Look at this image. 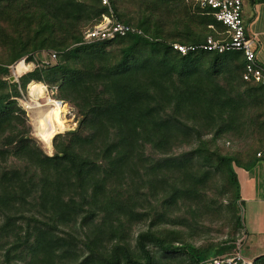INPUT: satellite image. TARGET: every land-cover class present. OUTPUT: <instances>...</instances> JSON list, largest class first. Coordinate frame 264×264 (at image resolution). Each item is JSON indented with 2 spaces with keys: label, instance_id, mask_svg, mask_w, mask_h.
Segmentation results:
<instances>
[{
  "label": "trees",
  "instance_id": "1",
  "mask_svg": "<svg viewBox=\"0 0 264 264\" xmlns=\"http://www.w3.org/2000/svg\"><path fill=\"white\" fill-rule=\"evenodd\" d=\"M110 2L117 21L141 34L83 41L85 26L107 14L97 0H0V45L10 51L0 64V264H170L177 255L187 264H204L238 252L235 239L206 248L175 245L156 227L171 223L168 206L197 199L203 180L191 170L195 156L203 158L205 176L216 164L225 168L232 204L238 207L234 166L250 170L257 152L243 165L232 156L207 152L201 129L215 141L239 116L264 105V87L242 79V53L195 49L181 55L158 26H150L154 33L148 36L146 18L135 25L120 19L118 0ZM194 14L209 35H215L209 26L223 31L212 17ZM188 35L177 30L171 39L196 45L207 36L183 42ZM110 45L118 50L107 51ZM41 49L56 51L52 66H36L17 83L6 79L11 65L23 58L32 62L33 52ZM32 82L56 87L53 100L74 106L80 118L74 132L54 137L51 156L30 138L14 100ZM249 120L256 130L264 126ZM192 138L198 147L188 154L161 162L147 154L188 145ZM161 167L182 169L179 184L169 183L164 174L150 180L148 172L155 175ZM158 185L168 187V194L161 195ZM145 221L148 228L132 247V224ZM236 224L242 228L240 215ZM253 262L264 264V254Z\"/></svg>",
  "mask_w": 264,
  "mask_h": 264
},
{
  "label": "rangeland",
  "instance_id": "2",
  "mask_svg": "<svg viewBox=\"0 0 264 264\" xmlns=\"http://www.w3.org/2000/svg\"><path fill=\"white\" fill-rule=\"evenodd\" d=\"M117 12L120 15V19L130 20L134 25L140 18H146L150 28L148 36H152L154 33L150 26L154 28L158 26L161 37L165 38L167 42L179 43L180 37L174 40L171 39L172 34L177 32V30L189 33L183 42H186L189 37L201 38L210 34V31L204 25L198 24L194 17L197 14H194L190 8L188 9L182 0H118ZM115 18L117 17L115 16ZM88 27L91 26H85V28ZM85 28L83 27V29ZM106 49L111 51V53H115L118 47L110 45ZM47 50L52 49H41L33 52V60L29 62L31 70L36 66H41L42 60L46 58L43 52ZM9 57L10 51L0 45V64L6 63ZM208 62L206 61V65ZM15 64L9 67L10 70ZM7 80L12 83L10 79ZM40 84L46 89V97L51 100L57 99L58 92L56 87L46 83ZM14 100L16 105L24 112L30 138L46 155L51 156L53 154V141H51V151H47L45 145L33 133L31 115L27 109L28 104L31 103L28 85L25 90H20V96L14 98ZM39 103L43 104L44 99L39 100ZM263 113L264 105L254 106L243 116H239L236 124H232L229 130L213 142L211 141V133L206 131L208 129L202 128L201 138L205 141V149L207 152H214L220 156H232L239 165L246 164L251 157L255 160V152L264 146V126L261 130H256L255 126L250 124L248 120L255 118L258 119L259 123L263 122ZM79 119L74 106L61 102L60 109L55 116L58 133L54 137L57 134L74 132L77 129ZM242 122H244L243 125H237ZM190 142L188 145H174L171 150L166 152L159 151V153L153 154L151 150H147V154L152 155L155 161L161 162L162 159L169 156L188 154L198 147L196 139L192 138ZM203 155L209 158L208 154L204 153ZM189 163L191 164V170L193 172L196 171V177H200L203 180L201 185L197 186V199H180L177 203L168 206L166 210L171 223L160 222L156 227L160 232L159 235L165 238L167 242L175 245L186 243L197 248H206L211 245L221 244L228 239H235L237 241L236 247L242 257L251 259L262 255L264 249L257 250L251 243L253 237L262 233L264 229V169L261 167L264 165V159H257L255 165L248 171L234 166L241 197L238 207L236 203L232 204L233 189L229 185L224 167L216 164L214 166L216 169H213L205 176L204 172L207 168L203 166V158L195 156L190 159ZM181 171L182 169L178 168L167 169L161 167L155 175L153 174L154 172L149 171L148 176L150 180L155 182L158 174H164L169 183L179 184L177 181L182 176ZM158 186V192L161 195L168 194V187L164 185ZM158 205L156 211L161 212L163 208L160 207L159 203ZM237 215H240L242 228L237 227ZM131 228L130 238L131 246L133 247L136 236L140 232L147 230L148 221L133 223ZM244 232L247 234L244 235ZM244 237L245 240H242ZM240 240H242L241 243H239ZM187 263L185 257L177 255L170 264Z\"/></svg>",
  "mask_w": 264,
  "mask_h": 264
},
{
  "label": "built area",
  "instance_id": "3",
  "mask_svg": "<svg viewBox=\"0 0 264 264\" xmlns=\"http://www.w3.org/2000/svg\"><path fill=\"white\" fill-rule=\"evenodd\" d=\"M107 10V14L102 15L100 21L95 25L86 28L83 31V41L85 42H101L110 41L116 37H124L128 34H141L131 25L123 24L114 16L111 8V0H97ZM192 12L201 15L212 17L216 23L223 29L222 32H216L212 26L209 29L213 30L215 35H207L205 40L196 45H183L173 43L171 47L174 51L185 55L195 49H200L206 52L222 54L230 51H238L242 53L245 65L242 75L244 81H251L260 84L264 87V68L256 61L255 51V36H249L246 33L245 25L242 18L243 0H183ZM46 55L45 60H42L41 66H52L57 59V53L49 50L43 52ZM22 62L27 65V70L22 72L17 71V64ZM29 63H26L24 58L18 61L10 70L9 76L18 82V77L30 71ZM264 96V93H263ZM264 157V149L256 153V158ZM204 264H255L253 259H246L239 252L216 257L210 259Z\"/></svg>",
  "mask_w": 264,
  "mask_h": 264
},
{
  "label": "bare ground",
  "instance_id": "4",
  "mask_svg": "<svg viewBox=\"0 0 264 264\" xmlns=\"http://www.w3.org/2000/svg\"><path fill=\"white\" fill-rule=\"evenodd\" d=\"M27 69V65L22 62L17 64L19 73ZM28 93L31 103L28 104L27 109L31 115L33 133L45 145L47 151H51L52 138L58 133L55 116L60 109L61 102L46 97V89L40 83H30ZM42 99L44 103L40 104L39 100Z\"/></svg>",
  "mask_w": 264,
  "mask_h": 264
},
{
  "label": "crops",
  "instance_id": "5",
  "mask_svg": "<svg viewBox=\"0 0 264 264\" xmlns=\"http://www.w3.org/2000/svg\"><path fill=\"white\" fill-rule=\"evenodd\" d=\"M242 18L247 35L255 36L256 38V61L264 68V0H243ZM263 149L264 146L256 152H261ZM258 159H264V157ZM261 167L264 169V165ZM243 240H245V237ZM251 244L257 250L264 249V229L262 233L253 237ZM254 258H251L250 260Z\"/></svg>",
  "mask_w": 264,
  "mask_h": 264
},
{
  "label": "water",
  "instance_id": "6",
  "mask_svg": "<svg viewBox=\"0 0 264 264\" xmlns=\"http://www.w3.org/2000/svg\"><path fill=\"white\" fill-rule=\"evenodd\" d=\"M13 80H14V79L11 77V78H10V81L13 82Z\"/></svg>",
  "mask_w": 264,
  "mask_h": 264
}]
</instances>
